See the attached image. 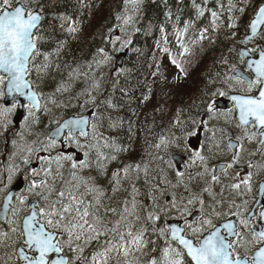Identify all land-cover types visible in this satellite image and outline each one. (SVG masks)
Masks as SVG:
<instances>
[{"label": "snow or ice", "instance_id": "6c2138e0", "mask_svg": "<svg viewBox=\"0 0 264 264\" xmlns=\"http://www.w3.org/2000/svg\"><path fill=\"white\" fill-rule=\"evenodd\" d=\"M120 2L86 58L94 0H0V264H264V0ZM213 48L187 105L141 112Z\"/></svg>", "mask_w": 264, "mask_h": 264}, {"label": "trees", "instance_id": "16d2710c", "mask_svg": "<svg viewBox=\"0 0 264 264\" xmlns=\"http://www.w3.org/2000/svg\"><path fill=\"white\" fill-rule=\"evenodd\" d=\"M94 5H98V7H94L91 17L85 20L82 35L78 40H74L70 44L71 54L77 57L87 58L97 47L101 46V34L106 32L105 26L115 23V13L122 7L120 0H94ZM64 6L71 12L72 8L76 6L75 0H62V7ZM142 14L145 24L149 21L158 22L163 20L162 3L160 0H145ZM156 35L158 36V33ZM238 38L239 36L237 39ZM135 39L136 46L142 48L146 56L138 61L133 53L129 51L123 60V65L125 67H132L133 64L136 65L130 77V81L133 84H136L138 81H144V77L148 72L146 61L150 60V50L154 44V37H146L143 33L139 34ZM230 43L231 41H225L221 47H224L226 50ZM219 54L218 48L209 50L207 54L202 57L198 65L189 69L188 77L181 78L178 82L174 79L179 75L178 69L171 65L167 57H165L163 60V71L167 76V80L156 85L152 99L141 109V112H147L151 115L152 109L155 106L165 105L166 114L162 117V120L166 122L168 116L171 115V110L180 105H187L189 103V98L195 95L201 84L203 73L212 64L213 58ZM157 55H159V53H157ZM149 80H151V77H149ZM136 95L139 96L140 91H137ZM157 122L160 123L161 120L158 119ZM139 143L140 142H138L137 145V152L133 153L134 157H138Z\"/></svg>", "mask_w": 264, "mask_h": 264}, {"label": "water", "instance_id": "95a60500", "mask_svg": "<svg viewBox=\"0 0 264 264\" xmlns=\"http://www.w3.org/2000/svg\"><path fill=\"white\" fill-rule=\"evenodd\" d=\"M124 57H125V56H122V57H121V60H120V63H121V64H122V60L124 59Z\"/></svg>", "mask_w": 264, "mask_h": 264}, {"label": "flooded vegetation", "instance_id": "af4514ba", "mask_svg": "<svg viewBox=\"0 0 264 264\" xmlns=\"http://www.w3.org/2000/svg\"><path fill=\"white\" fill-rule=\"evenodd\" d=\"M257 211H258V209H257Z\"/></svg>", "mask_w": 264, "mask_h": 264}]
</instances>
